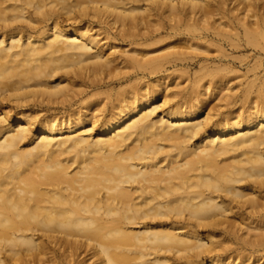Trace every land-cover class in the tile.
<instances>
[{
  "label": "bare ground",
  "instance_id": "bare-ground-1",
  "mask_svg": "<svg viewBox=\"0 0 264 264\" xmlns=\"http://www.w3.org/2000/svg\"><path fill=\"white\" fill-rule=\"evenodd\" d=\"M142 1L185 13L188 40L264 48V0H0V264H233L221 225H264V81L232 86L233 60L192 73V52L106 54L91 24L133 35Z\"/></svg>",
  "mask_w": 264,
  "mask_h": 264
},
{
  "label": "rangeland",
  "instance_id": "rangeland-1",
  "mask_svg": "<svg viewBox=\"0 0 264 264\" xmlns=\"http://www.w3.org/2000/svg\"><path fill=\"white\" fill-rule=\"evenodd\" d=\"M140 4L143 5V7L147 6V10H145L146 12L141 13L142 15L144 14L143 17L146 22L142 26L131 29L126 26L125 29H129L130 33L133 35L124 36V31L120 29V27H112L105 21H99L95 19V21L91 24V33H95L106 54H110L111 56L116 55L120 58H127L142 57L143 55L144 57L165 55L172 51H181L184 53L192 52L197 57L194 61L195 64L189 66V69L192 73L198 71L200 64H204L206 59H208L212 68L222 65L224 64L223 62L228 60H233L237 63V66L231 75L236 76L237 78L231 81L232 86L236 85L242 80H245V78H243L245 75L249 79H252L255 76L259 77L260 82L258 83V86H261L262 81H264V48L262 46L249 45L247 47L242 46L239 48H233L228 44H223L222 46L218 42H207L205 39L188 40V37L186 36L188 31H186L184 21H187V19H183L185 17V13H180V15L177 17H168L166 14L162 13V11L158 8V5L154 2L142 1ZM228 8L229 7L227 6V9ZM261 13L264 15V10H261ZM236 14V11L233 13H228L225 16H223V14H214L211 18V21L217 19V22H221L223 20L225 21L227 19L231 20L234 19ZM204 25H209V23H204ZM157 29L162 31V34L159 36L161 38L156 37V39H160V41L150 46L140 45V40L138 37L134 36L138 33H147L150 30ZM227 29L230 28L227 27ZM203 31L212 32L214 29L209 28ZM181 32H184L185 34H182ZM193 42L199 43L200 47L194 50L191 47ZM179 63L181 62L179 61ZM166 66L167 70H163L162 72L164 73L166 71L175 75L174 78L168 77L165 80L171 86L170 91L172 92L177 90V88H173L174 84L176 83H181L179 85L181 89L186 87L189 82L185 80V75H180L181 72L185 70V68L181 65H179L177 68L172 67L170 64ZM125 70L123 69V71ZM235 89H237V86ZM210 104H215L219 112L226 111L227 107L231 106L227 101H219L218 99H214ZM1 108H6L7 111H11L13 113V110H11V105L10 107L8 105H2ZM39 109L41 115L45 114L46 111L43 109V107H39ZM236 211H238L237 207L235 208L234 212ZM237 218L238 216L234 217L231 215L229 222L227 224L221 225V233H218L214 238L216 243L224 248L221 250V252L228 251L233 255H237L238 257L236 259L234 257V261L233 257L231 258L233 264H264V238L256 239V236L253 235L255 233H259L256 230L251 231L252 237L250 242L246 241L247 237L245 235V232L247 231V225H252L253 227L260 226L263 229L264 225L261 223L251 224L249 220L241 221ZM228 225H231L233 230H226L225 226ZM224 230L226 231L222 232ZM245 254L251 255V258L247 263H243L241 259V257H243Z\"/></svg>",
  "mask_w": 264,
  "mask_h": 264
}]
</instances>
